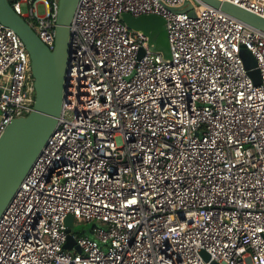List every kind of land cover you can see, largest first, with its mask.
Masks as SVG:
<instances>
[{"label":"built area","instance_id":"obj_1","mask_svg":"<svg viewBox=\"0 0 264 264\" xmlns=\"http://www.w3.org/2000/svg\"><path fill=\"white\" fill-rule=\"evenodd\" d=\"M7 1L52 49L58 0ZM185 1H77L60 114L0 214V264H264V32ZM220 1L264 18V0ZM121 13L161 16L169 61ZM33 101L0 23V135Z\"/></svg>","mask_w":264,"mask_h":264},{"label":"water","instance_id":"obj_2","mask_svg":"<svg viewBox=\"0 0 264 264\" xmlns=\"http://www.w3.org/2000/svg\"><path fill=\"white\" fill-rule=\"evenodd\" d=\"M78 0H58L54 46L49 49L36 35L30 25L11 8L7 0H0V23L11 28L24 43L30 59L33 77L34 101L32 110L23 117L12 119L0 135V214L24 177L34 158L53 131L60 114L64 73L69 54V24ZM205 5L232 16L243 23L264 32V18L243 8L220 0H199ZM197 6V0H186L183 11ZM196 15V9L190 12ZM120 20L128 31H135L145 38V49L170 59L166 22L155 14L132 16L121 13ZM239 55L252 81L259 83L256 62L250 53L241 47ZM144 53L140 49L139 55ZM67 241L63 248L73 244L69 228L72 217L65 219ZM77 251H80L76 247ZM205 260L206 252L201 251ZM210 264H217L213 261Z\"/></svg>","mask_w":264,"mask_h":264},{"label":"rangeland","instance_id":"obj_3","mask_svg":"<svg viewBox=\"0 0 264 264\" xmlns=\"http://www.w3.org/2000/svg\"><path fill=\"white\" fill-rule=\"evenodd\" d=\"M21 11H22V13H25L27 11V7L24 4H21ZM37 11H38L39 14H42L43 11H44L43 5L38 4L37 5ZM90 228H91V224L90 223H88V224H86V223H77V224H74V226L72 228V232L75 233V232H81V231L85 230L88 235H91L90 234Z\"/></svg>","mask_w":264,"mask_h":264}]
</instances>
